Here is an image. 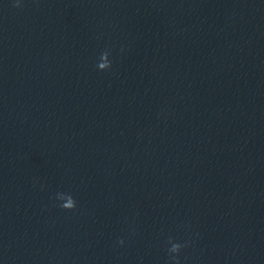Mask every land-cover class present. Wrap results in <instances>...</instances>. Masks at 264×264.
I'll return each instance as SVG.
<instances>
[{
	"label": "water",
	"instance_id": "1",
	"mask_svg": "<svg viewBox=\"0 0 264 264\" xmlns=\"http://www.w3.org/2000/svg\"><path fill=\"white\" fill-rule=\"evenodd\" d=\"M170 239L264 264V0H0V264Z\"/></svg>",
	"mask_w": 264,
	"mask_h": 264
},
{
	"label": "clouds",
	"instance_id": "2",
	"mask_svg": "<svg viewBox=\"0 0 264 264\" xmlns=\"http://www.w3.org/2000/svg\"><path fill=\"white\" fill-rule=\"evenodd\" d=\"M108 55H109L108 52H104L101 54L100 62L97 65L99 70L103 71L111 67V62L109 61V59H107L106 63L101 62L103 58H108ZM57 199L63 201V203L60 206L64 209L72 210L76 207V201L71 195H66L64 193H58ZM119 243L123 244V240H120ZM169 243L171 244V247L168 249L170 253V259L171 261H173V264H179L178 254L181 248L187 245L186 244L182 245L180 243H173L171 239L169 240ZM171 254H176V255H171Z\"/></svg>",
	"mask_w": 264,
	"mask_h": 264
}]
</instances>
